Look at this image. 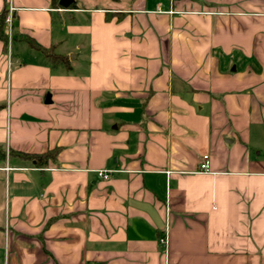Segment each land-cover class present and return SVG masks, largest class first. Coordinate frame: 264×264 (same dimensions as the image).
<instances>
[{"label": "crops", "instance_id": "0c3cea01", "mask_svg": "<svg viewBox=\"0 0 264 264\" xmlns=\"http://www.w3.org/2000/svg\"><path fill=\"white\" fill-rule=\"evenodd\" d=\"M95 1L0 0V264H264V0Z\"/></svg>", "mask_w": 264, "mask_h": 264}, {"label": "trees", "instance_id": "16d2710c", "mask_svg": "<svg viewBox=\"0 0 264 264\" xmlns=\"http://www.w3.org/2000/svg\"><path fill=\"white\" fill-rule=\"evenodd\" d=\"M73 4H71L72 6ZM5 10L2 11L0 14V39L4 40V17H5ZM47 57L51 60H59V61H64L65 59L63 57H58V56H53V55H47ZM19 157H23L26 159H31L35 165L42 166L45 165L48 159H52L54 157V153L47 152L44 154H39V155H27V154H22V153H16ZM4 157L3 151L0 150V159Z\"/></svg>", "mask_w": 264, "mask_h": 264}, {"label": "built area", "instance_id": "2783aa9c", "mask_svg": "<svg viewBox=\"0 0 264 264\" xmlns=\"http://www.w3.org/2000/svg\"><path fill=\"white\" fill-rule=\"evenodd\" d=\"M12 11H13V9L11 7H8L6 14H5V17H4V24L6 25L8 36L10 35ZM207 168H208V156L202 155L201 160H200L199 165H198V171L199 172H207ZM111 172L112 171H110V170H97V175L103 179H106L109 177V174ZM159 242L161 245L165 246L166 245L165 236L160 237Z\"/></svg>", "mask_w": 264, "mask_h": 264}, {"label": "water", "instance_id": "95a60500", "mask_svg": "<svg viewBox=\"0 0 264 264\" xmlns=\"http://www.w3.org/2000/svg\"><path fill=\"white\" fill-rule=\"evenodd\" d=\"M71 4H73V0H58V5L61 8H68Z\"/></svg>", "mask_w": 264, "mask_h": 264}, {"label": "rangeland", "instance_id": "374dc122", "mask_svg": "<svg viewBox=\"0 0 264 264\" xmlns=\"http://www.w3.org/2000/svg\"><path fill=\"white\" fill-rule=\"evenodd\" d=\"M93 3H96L97 5H101L102 4V1L101 0H97V1H95Z\"/></svg>", "mask_w": 264, "mask_h": 264}]
</instances>
